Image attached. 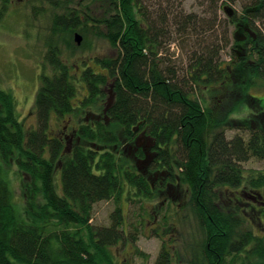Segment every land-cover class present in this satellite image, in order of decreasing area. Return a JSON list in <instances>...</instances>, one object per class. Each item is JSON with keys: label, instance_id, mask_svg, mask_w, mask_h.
I'll return each instance as SVG.
<instances>
[{"label": "trees", "instance_id": "obj_1", "mask_svg": "<svg viewBox=\"0 0 264 264\" xmlns=\"http://www.w3.org/2000/svg\"><path fill=\"white\" fill-rule=\"evenodd\" d=\"M233 1L210 0L208 20L173 5L151 12L145 0H46L34 10L51 11L35 129L24 128L14 97L0 89V264H117L111 248L134 244L148 224L156 235L173 233L154 264H183V254L186 264H263L262 239L221 198L227 187L264 185V174L247 178L242 168L264 159V126L225 135L246 126L232 115L264 85V0L240 13L224 7L219 19ZM9 3L0 0V19ZM88 35L115 51L92 59L104 72L69 63ZM175 35L185 38L182 61L167 57ZM64 119L69 135L51 133ZM109 201L110 225H92L94 206ZM124 202L140 209L135 222Z\"/></svg>", "mask_w": 264, "mask_h": 264}, {"label": "rangeland", "instance_id": "obj_2", "mask_svg": "<svg viewBox=\"0 0 264 264\" xmlns=\"http://www.w3.org/2000/svg\"><path fill=\"white\" fill-rule=\"evenodd\" d=\"M75 5L80 6V3L87 4L89 0H72ZM210 0H145V4L151 12L158 8L167 9L170 5L174 6L175 12H183L184 14L191 13L196 18L208 20L213 15V10L210 11L212 5ZM251 0H234L229 4H223L222 9L219 10V19L225 20L227 18V11L224 7H228L236 13H240L242 5ZM46 0H10L6 13L0 19V89L5 90L14 97L16 105V113L19 120L23 123L25 129L36 128V117L34 113V101L37 90L40 85L41 64L43 62L46 42V32L49 21V11L42 15L35 14L34 10L40 6L44 7ZM220 3H222L220 1ZM219 3V5H220ZM156 18V17H154ZM170 44L167 57L173 60H183L185 58L184 40L177 39ZM229 38H232L229 35ZM115 51L110 44L104 39H97L88 35L86 38V45L84 48H79L74 51L68 59L69 63H78L85 61L89 66H93L96 71L104 72L92 62L93 58H113ZM223 59H229L227 50H224ZM249 95L256 98L251 104L252 106L238 109L232 118L239 120H247L244 127L240 131H227L226 138L231 139L234 135L246 136L248 127L264 126V109L261 108L264 101V85L253 87L249 90ZM261 104V105H260ZM263 109V110H262ZM78 123V122H77ZM70 124L66 119L61 122L52 121L51 133L69 135ZM76 126V123H73ZM245 176L251 177L258 174H264V159H250L242 164ZM11 187L13 188L14 200L17 204L21 203V191L17 177L14 174L9 175ZM247 187L244 185L243 189ZM264 188V185L258 188ZM248 190V189H247ZM221 198L223 202L229 204L227 211L232 213L235 205L239 209H244V203L247 196H243L242 187L230 188L223 190ZM243 198V199H242ZM242 199V200H241ZM184 200V198H182ZM243 201L242 203H237ZM251 201V200H250ZM253 202L248 207V212L244 220L245 230L253 232L256 236L262 237L264 240L263 226L259 220V214L252 208ZM145 207V205H144ZM252 207V208H251ZM115 205L112 201L100 202L94 206L92 225L108 227L110 225L109 216L114 210ZM122 209L125 216L128 214V222H135V218L131 215L133 211L138 212L132 204L122 203ZM130 209V210H129ZM129 211V212H128ZM136 214V213H135ZM137 216V215H136ZM131 217V218H130ZM188 224V223H187ZM264 225V224H263ZM148 227L141 228L136 235L137 240L134 244L130 242L119 243L111 248L117 264H154L159 250L162 246V241L170 245L172 234L170 236L164 231L159 232L162 236L156 235L155 232L150 231L151 224ZM125 229L129 230L130 234H134L131 225H126ZM169 236V237H168ZM163 238V240H162ZM183 264H186V255L183 254ZM264 264V261L262 262Z\"/></svg>", "mask_w": 264, "mask_h": 264}, {"label": "flooded vegetation", "instance_id": "obj_3", "mask_svg": "<svg viewBox=\"0 0 264 264\" xmlns=\"http://www.w3.org/2000/svg\"><path fill=\"white\" fill-rule=\"evenodd\" d=\"M264 100V99H263ZM261 102V104H263L264 103V101H260ZM260 104V105H261ZM261 108H263L264 109V105H262V107ZM262 109V110H263ZM243 168V167H242ZM244 173V172H243ZM245 175V174H244ZM241 187H242V194L241 195H243V196H247V198H245L246 200H248V205H249V207H250V203L251 202H253L252 204H253V208H252V210H254L256 213H258L259 214V220H260V222H261V224H262V226H263V230H264V188H262V189H258V188H260V187H258V188H253V189H248V188H246V189H243L244 188V186L243 185H241ZM248 189V190H247ZM243 199V198H242ZM241 199V200H242ZM251 200V201H250ZM238 202H243V201H238ZM248 208H242V209H239L240 210V212H239V214L236 216V219H239L240 221H245L244 220V218L246 217V214H247V212H248V210H247ZM232 211V213L234 212V210H231ZM226 212H228L227 210H226ZM229 213H231V212H229ZM246 222V221H245ZM247 223V222H246ZM252 233V235L254 236V237H256V238H260V239H262V241H263V244H264V240H263V238L262 237H258V236H256L253 232H251Z\"/></svg>", "mask_w": 264, "mask_h": 264}, {"label": "water", "instance_id": "obj_4", "mask_svg": "<svg viewBox=\"0 0 264 264\" xmlns=\"http://www.w3.org/2000/svg\"><path fill=\"white\" fill-rule=\"evenodd\" d=\"M229 15H230V13H229ZM73 39H74V42L77 46H79L82 42V36L78 33L74 34Z\"/></svg>", "mask_w": 264, "mask_h": 264}]
</instances>
